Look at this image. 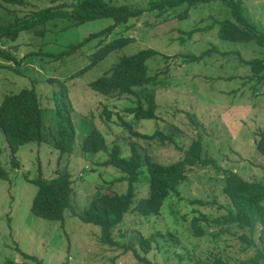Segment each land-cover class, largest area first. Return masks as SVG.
<instances>
[{
    "label": "rangeland",
    "instance_id": "1",
    "mask_svg": "<svg viewBox=\"0 0 264 264\" xmlns=\"http://www.w3.org/2000/svg\"><path fill=\"white\" fill-rule=\"evenodd\" d=\"M78 1L28 0L25 8L0 5V22L8 24L16 16L28 17L39 10L69 7ZM105 1L144 13L109 39L129 38V46L72 81L66 80L89 64L96 41L58 62L44 56L24 57L37 52L58 54L109 26V20L61 31L70 23L58 18L46 24L43 38L30 31L21 33L14 42L0 41L2 50L23 60L17 65L0 58V102L7 95L34 89L43 113V142L21 147L16 155V169L0 137V167L8 175V180L0 179V264H34L22 255L34 257L42 264H138L124 249L103 245L101 229L80 219L97 194L122 195L127 191L126 175L103 165L107 153L116 145L122 151L121 157L128 158L129 147L134 144L143 161L148 157L167 166L185 159L186 151L197 139L202 143V158L210 159L214 165L189 169L178 194L169 195L158 216L127 214L114 230L115 241L119 247L132 246L139 251L138 242L158 232L146 256L152 264H250L256 256H264V228L257 227L251 233L217 222L230 209L222 193L225 171L234 172L245 181L264 184V158L255 149V135L264 124V81L250 80L252 73L246 63L264 60V46L219 40L217 22L233 20L231 8L221 2L189 9L182 5L150 10L162 0ZM241 2V16L264 37V0ZM145 49L157 54L146 62L147 76L153 81L136 88L135 97H119L116 93L104 97L89 88L119 57ZM147 94L155 98L156 120H140L124 113L135 107L136 97L146 107ZM63 104L71 106L75 140L72 154L59 160L52 145L57 135L56 109ZM122 122L141 135L160 132L171 137L173 144L134 139ZM94 129L103 135L106 152L82 151L84 138ZM62 168L70 172L73 184L71 205L64 211L63 224L32 214L37 188L29 183L38 175L50 180ZM133 192L134 206L148 197L149 175L144 162ZM193 218H197V225L204 232L202 238L192 235ZM242 236L254 243L248 245L240 239ZM257 264H264V259L259 257Z\"/></svg>",
    "mask_w": 264,
    "mask_h": 264
},
{
    "label": "trees",
    "instance_id": "2",
    "mask_svg": "<svg viewBox=\"0 0 264 264\" xmlns=\"http://www.w3.org/2000/svg\"><path fill=\"white\" fill-rule=\"evenodd\" d=\"M213 2H221L231 8L233 20H223L217 22V37L221 41L233 43L254 42L258 46H264V37L257 28L246 22L241 16V0H162L155 3L150 10L165 8H174L185 5L186 9L195 8L200 5H206ZM0 5L5 7L25 8L28 6V0H0ZM148 10V11H150ZM144 13L143 10H135L127 5H111L105 0H79L69 7L60 6L56 8H47L35 12L28 17H14L8 24L0 22V41L14 42L23 32H32L36 37L43 38L46 33V24L58 19H66L69 25L61 31L76 28L86 23H92L99 20H109L111 24L102 30L89 34L77 44L69 45L64 51L58 54H45L41 52L28 53L24 58L48 57L53 62L61 61L64 58L73 56L80 52L86 45L93 41L97 42L95 49L89 56V64L82 70L76 72L66 81H72L92 70L98 63L105 60L111 54L121 52L131 44V40L125 37H118L112 40V35L118 29L126 26L130 20L138 19ZM180 17V15H179ZM40 28V29H39ZM0 48V58L10 60L17 65L23 60H16L13 56ZM156 52L152 49H145L134 55L121 56L118 61L101 77L92 81L88 86L96 94L108 97L113 93L117 96L132 97L135 95V89L145 86L153 81L147 76L146 62L154 57ZM196 60V59H195ZM249 66L252 76L250 80L257 83L264 81V60H252L246 62ZM17 73L16 70L5 68ZM61 82V86H63ZM144 107L141 99L136 97V105L127 108L124 113L127 116L150 121L156 120L157 105L155 98L147 94L144 99ZM71 106L63 104L56 109L57 114V135L54 138L53 148L59 154V160L63 156H69L73 151L75 140V128L71 121ZM109 118V113H106ZM43 113L39 98L34 89H24L19 93L5 96L0 102V136L5 141L10 155V162L13 169H16V155L19 149L29 144H41ZM122 127L134 139L150 141L158 139L162 144H173L169 136L160 132L152 136L141 135L134 131L132 126L122 122ZM255 149L257 153L264 158V124L256 133ZM129 157H121V149L114 145L110 153H107V159L103 163L106 167H113L123 172L128 184L127 191L122 195L97 194L94 196L81 215V221L101 229L100 242L111 248H122L125 252L133 255L138 264H152L146 257L151 251V244L159 233L151 235L148 238H142L138 244L137 251L132 246H121L114 239V230L119 227L123 219L130 212L136 213L140 217L158 216L163 208L165 200L170 194H178L179 187L185 183L187 172L194 167H209L214 165L210 159L202 158V143L200 139L194 140L186 151V157L178 163L171 165H160L152 162L148 157L142 159L141 154L136 149V145L129 147ZM82 151L85 153H101L107 151V145L103 135L92 130L83 140ZM143 162L149 175V193L148 197L139 200L134 206L133 186L138 182L142 174ZM214 167V166H213ZM217 170V169H216ZM218 171V170H217ZM224 186L222 193L229 201V213L227 216L218 220L220 225H235L238 229H247L251 233L257 227L264 228V184L255 181H245L236 173L224 172ZM0 179L8 180V175L0 167ZM37 188V192L31 203V212L34 216L47 221L64 223V211L71 205L73 194V184L71 174L66 169H57L55 177L47 180L41 175L29 180ZM202 205V203L199 202ZM197 218L190 221V227L194 238H202L204 232L197 225ZM242 236L240 239L248 245L254 242L251 239ZM141 252V254L139 253ZM24 260L34 264L42 262L34 257L22 255ZM264 259V256H256L250 260V264H257L258 258ZM15 264V263H10ZM216 264V263H215ZM219 264V263H217Z\"/></svg>",
    "mask_w": 264,
    "mask_h": 264
}]
</instances>
